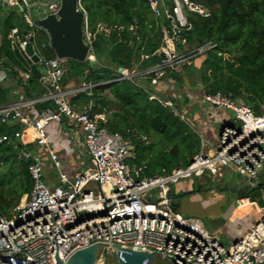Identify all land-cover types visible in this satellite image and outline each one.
<instances>
[{
  "label": "built area",
  "instance_id": "obj_1",
  "mask_svg": "<svg viewBox=\"0 0 264 264\" xmlns=\"http://www.w3.org/2000/svg\"><path fill=\"white\" fill-rule=\"evenodd\" d=\"M14 1L0 0V4L10 6ZM22 1L26 6L21 11L23 18L30 27L39 28L46 35L47 42H42V48H51L50 36L37 26L36 19L40 17H36L33 8L46 7L44 17L57 15L61 0H56L58 4L50 0ZM149 3L155 16L164 13L170 20L166 43L160 49L164 57L158 65L142 71H118L121 77L116 80L141 75L150 78L152 84L163 81L169 87L173 83L168 82L167 70L185 61L184 55L176 51V42L192 27L186 11L205 18L210 17L212 11L191 0H174L172 12L160 7L162 0H149ZM77 4L78 10L84 13L83 40L89 47V61L96 59L93 47L96 35L99 32L109 34L111 27L99 23L96 31H92L81 0ZM8 40L23 62L21 78L30 79L34 65L40 64L43 69L38 81L47 91L29 98L18 88L14 100L0 105V123L21 126L13 128L10 134H0V143H14L19 151L18 160L27 162L33 182L31 192L23 195L24 203L22 197L9 214L0 215V264H58L56 235L61 242L59 258L62 264H66L76 251L96 243L100 244L99 259L105 257L104 253L112 254V248L119 245L153 252L168 259L169 264H264V206H259L260 219L255 226L226 246L202 219L185 216L176 208L173 188L181 180L195 175L222 177L226 170L238 172L256 187L264 169V105L259 113L220 92L205 95L207 105L234 113L232 123H224L219 128L218 146L214 148L198 132L208 150L203 148L186 167L145 177L146 165L131 169L126 162L134 155L131 138L120 132H110L105 113H92L72 103L75 95L97 84L66 85V60L55 53L54 57H44L35 45L36 30L21 34L18 27H13ZM30 43L39 57L38 63L26 51ZM213 47L208 43L197 52ZM0 72V78H6L1 67ZM41 103L51 105L38 109ZM164 103L173 105L169 98ZM50 123L62 125L69 131L70 138L79 136V132L82 134L91 167L73 176L68 174L59 151L48 137L46 127ZM47 160L50 168L57 170L55 177L46 172ZM262 197L264 199V188ZM245 199L250 202L249 198ZM245 199H240L239 204ZM88 214H95V217L88 219Z\"/></svg>",
  "mask_w": 264,
  "mask_h": 264
},
{
  "label": "trees",
  "instance_id": "obj_2",
  "mask_svg": "<svg viewBox=\"0 0 264 264\" xmlns=\"http://www.w3.org/2000/svg\"><path fill=\"white\" fill-rule=\"evenodd\" d=\"M191 1L210 8L212 14L205 18L186 11L192 27L176 42V51L184 55L185 61L182 67L173 66L166 74L168 82L182 89L180 98L166 93L167 83L162 81L155 85L146 76L116 80L121 77L118 72L121 67L142 71L158 65L164 57L160 49L166 43L170 20L164 13L155 16L149 0H81L92 31L102 23L111 27V32L96 35L93 42L95 64L66 61L72 72L65 78L66 85L97 84L75 95L72 103L92 113H105L108 130L120 132L132 140L134 155L130 164L146 165L145 173L150 176L188 166L203 149L200 131L183 111L193 107L190 96L194 91L186 90L185 83L189 67L195 69L192 85L196 87L200 83L203 92L199 93L204 96L220 92L259 113L264 105V0ZM173 6L174 0H162L160 4L171 12ZM12 8L0 4V67L6 73V80L0 79V105L17 96V91L7 87L8 81L15 80L29 98L47 91L38 81L43 69L40 64L34 65L33 76L27 81L20 76L24 65L19 54L12 50L8 34L13 27H18L21 34L36 28L29 26L19 8ZM208 43L214 47L197 52ZM225 54L239 56L228 60ZM188 60L190 65L186 63ZM168 98H172V106L164 103ZM49 105L51 103H41L38 109ZM112 105L115 106L113 110ZM20 127L0 123V134H10L13 128ZM18 152L13 142L0 143V215L9 214L23 195L32 190L27 162L18 160ZM263 188L264 169L259 184L250 192Z\"/></svg>",
  "mask_w": 264,
  "mask_h": 264
},
{
  "label": "rangeland",
  "instance_id": "obj_3",
  "mask_svg": "<svg viewBox=\"0 0 264 264\" xmlns=\"http://www.w3.org/2000/svg\"><path fill=\"white\" fill-rule=\"evenodd\" d=\"M5 1L6 0H4V2ZM10 1L11 0H9V2ZM32 1L35 2L36 0H32ZM50 1H52V3H54V0H50ZM49 4H50V2H49ZM10 7H13L12 9L19 8L20 13L22 10H24L26 8V6L23 5V3L20 0H15L13 4H10ZM33 12L36 15V17L42 18L45 16L46 7L35 6L33 8ZM42 42H47V37L39 28H37L36 29V41H35L36 47L39 49V51L41 52V54L44 57H46V58L54 57V56H52L53 50L50 47L42 48V46H41ZM179 55H183V54H179ZM238 56L239 55L225 54V58L228 60H232L233 58L238 57ZM183 58H184V56H183ZM183 62H180L176 65H178V66L181 65V67H182V65L184 64ZM190 62L191 61L188 60V62H186V63H188L190 65ZM194 72H195V69L193 67H189L185 73V79H186L185 83H186V87L188 88L186 90L191 89L192 91H194V93H191V96H190V100H191V102H193V107H194V109H193V107H191L193 109L192 113L196 112L197 116H200L202 118L208 116V114H212L211 120H215L216 118H218L217 122H219L222 118L226 117L227 121L228 122L230 121V124H231L232 119L234 118V113L232 111L224 109V108H221V109L212 108L211 106L204 103V94L199 93V92H203L202 91L203 86L200 83L196 87L192 85L193 80H192L191 76ZM0 75H1V72H0ZM0 79L2 81L6 80V78H0ZM15 82L16 81L13 80V81H8L6 83L7 87L9 89L14 90V92L17 91L18 88L21 89V87L17 86V84ZM76 82H79V80ZM181 90L182 89L177 87V86L173 87V84H172L169 87H167L166 93L171 92L173 95L176 96V98H180V96L182 94ZM105 93L109 94V91L106 90ZM114 107L115 106L112 105L111 110H113ZM208 108H210V109L212 108L211 112ZM188 110L189 109L187 108L186 110H183V111H185L184 114H185L186 118H189V120H191L193 118V116H191V114L188 115L190 113L189 112L190 110L189 111ZM192 123L194 124V122H192ZM213 125L216 128L218 126V124H213ZM221 125H222V123H221ZM221 125H219V127H221ZM213 129H214V127H213ZM46 131H47L48 137L50 139V142L57 144V146L59 143L60 146L62 147V149L59 150V153L61 156L63 155L62 159H63V157L65 158V159H63L64 163L65 164L68 163V165H67L68 170L74 169L78 165L79 162H83V161L86 162V165L88 168L91 167L90 157H89V154H88L86 148L82 144V140H81L82 134L80 132H79V136L78 135L77 136L72 135L73 138H68V134H69L68 132L69 131H67L66 129L63 130L60 126H57L53 123H51L50 125H48L46 127ZM217 136H218V134H217ZM204 138L206 139L205 136H204ZM217 140H218V137H217ZM57 141H59V142H57ZM149 141H151V138H149ZM214 146L217 147L218 142H214ZM209 147H211V146L209 145ZM203 148H204V150L209 149L206 146L205 147L203 146ZM263 149H264V145H263ZM130 159H131V156L126 160V162L131 167V169L137 168V166H132L130 164ZM17 168H20V166L18 165ZM46 172L51 173L53 175H57V170L54 168H50V164H49L48 160H47V165H46ZM144 176L148 177L150 175L145 173ZM196 178H197V176L195 175V176L191 177V179L181 180L179 186L174 185L173 188H174L175 194H177V196L182 195L178 192V190L181 187V184L186 182L188 184H191V186H192V183L194 184V182L197 180ZM199 180H200V182L205 184L203 186L204 190H202V192L201 191L200 192L203 194V196L207 195V197L210 198V200H208V203L206 205H203V204L200 205V209L205 211L204 212L205 214L203 215V220L205 221V224L207 225V227L210 229H215L218 227L216 231L221 234V237L223 238L222 239L223 243L226 246H229L230 242H228L225 239V237H226L225 235L229 234V231L232 230L233 227H231V225H228V224L224 225L225 213L227 211L226 210L227 204H230V206H231V204L235 202L237 197H241L243 195L248 194V192H250L253 189V187L251 186V184L249 183V181L245 177H243L238 172L231 171V170L224 171L222 177H212V176H208L206 178L200 177ZM195 187H196V185L194 184V186L191 188V190H193ZM195 191H199V190L195 189ZM210 192H214V193L211 195V194H209ZM197 195L198 194H195L193 196V199L195 202L197 201L196 199H198ZM222 201H224L225 204L222 205L220 203L221 205H219V202H222ZM20 202H21V200H20ZM193 203H191V204H193ZM210 203H213L217 206H214L212 209L210 207V205H211ZM251 204L255 205L257 207V205L255 203H251ZM194 207L195 206L193 205L192 209H194ZM253 208H254V206L250 207L249 204L243 205L242 207H240L238 209L237 214H243V212L245 213L247 211H250L247 214V216H245V220H248V219H250L251 215L253 216V211H251ZM11 210H10V212H11ZM213 210H216V212L218 213V216H214V217H216L215 219L213 217V212H211ZM209 213L212 214L211 217H209V215H210ZM222 225H224V226L221 227ZM111 252H112V254L104 253L105 257L98 259V262L96 264H120L117 260V257H116V248L113 247ZM151 264H169V260L166 258H163L160 255H155Z\"/></svg>",
  "mask_w": 264,
  "mask_h": 264
},
{
  "label": "water",
  "instance_id": "obj_4",
  "mask_svg": "<svg viewBox=\"0 0 264 264\" xmlns=\"http://www.w3.org/2000/svg\"><path fill=\"white\" fill-rule=\"evenodd\" d=\"M77 2L78 0H61V8L57 15L50 14L44 18L36 19V24L48 32L51 48L58 58L86 62L89 47L83 40L84 13L78 10ZM26 51L35 63L39 62V57L34 53L32 43L28 44ZM89 62L93 65L96 63V59H90ZM123 69L121 67L118 71ZM71 75V70L67 68L64 77L68 78ZM169 100L172 101V98H169ZM245 198H249L250 202L256 203L258 206H264L262 189H255L253 192L246 194ZM93 217H95V214L87 215L88 219ZM55 243L57 247L55 258L58 264H62V260L59 258L61 242L57 240V235L55 236ZM115 248L116 257L120 264H151L155 257L153 252H144L119 245H116ZM99 249L100 244L96 243L78 250L68 259L66 264H96L99 259Z\"/></svg>",
  "mask_w": 264,
  "mask_h": 264
},
{
  "label": "crops",
  "instance_id": "obj_5",
  "mask_svg": "<svg viewBox=\"0 0 264 264\" xmlns=\"http://www.w3.org/2000/svg\"><path fill=\"white\" fill-rule=\"evenodd\" d=\"M73 86H76L78 84H73ZM159 90H162V88L159 86ZM194 109V107H193ZM193 109L192 108H189V115L191 114V116H193V118L191 119L192 122H194L195 126L198 128V130L206 137V140L208 142L211 143V145L216 148V146H214V142H218L217 140V134H219V125L224 124V123H227L229 124L230 121L228 122L227 121V118L224 117L222 118L219 122H217L218 118H216L215 120H211V117H212V114H208V116L206 117H200V116H197V113H192L193 112ZM216 109H221V108H216ZM211 112V111H210ZM209 112V113H210ZM219 116V115H218ZM233 120V119H232ZM51 124V123H50ZM49 124V125H50ZM57 126H60L63 130L65 129L62 125H59L57 123H53ZM213 124H218L217 128L213 125ZM222 126V125H221ZM214 127V129H213ZM68 138H70L69 134H68ZM59 142V141H57ZM53 143V142H52ZM55 148L59 151L60 149H62V147L60 146V144L58 143V146L57 144L53 143ZM61 156V155H60ZM63 156V155H62ZM61 156V157H62ZM63 159H65L63 157ZM67 164H65V170L68 172V174H70L71 176H73L76 172H78L79 170L83 169V168H87V165H86V162L83 161V162H79L78 165L74 168V169H70L68 170L67 168ZM233 171V170H231ZM48 175L50 177H55L56 175H53L51 173H48ZM202 177V178H206L208 177L207 174H204L202 176H197V182L195 181L194 184L196 185V187L191 190V188L194 186V184L192 183V186L191 184H188V183H182L181 184V187L180 189L178 190V192L182 195L180 196H177V194H175L176 196V208L182 213L184 214L185 216H189V217H196V218H200L203 220V215L205 214L204 210L200 209V205H206L208 203V200H210V198L207 197V195H204L201 193L203 189V186L205 185L204 183L200 182L199 178ZM191 179V178H190ZM199 180V181H198ZM179 186L180 185V182H178V184H176V186ZM195 189H198L199 191H195ZM201 191V192H200ZM178 193V194H179ZM214 192H210L209 194H213ZM195 194H198V199H196L197 201L195 202L194 199H193V196ZM245 199V195L241 196V197H237V199L235 200L234 203L231 204H227V207H226V213H225V219H224V225L228 224V225H231V227H233L232 230L229 231V234L225 235V239L230 242L229 245L233 244L239 237H241L242 235H244L245 233L249 232L251 228H253L255 226V224L259 221L260 219V207L259 206H255V205H252L251 203L252 202H249L247 199L244 200L243 203L239 204V200L240 199ZM212 201V200H211ZM195 204H194V203ZM193 203V204H191ZM225 204L224 201L222 202H219V205L221 204ZM210 207L213 209L214 206H217L213 203H210ZM249 204L250 207L251 206H254V208L251 210L253 211V216L251 215L250 216V219L248 220H245V216H247V214L250 212V211H247V212H243V214H237L238 213V209L240 207H242L243 205H247ZM195 206L194 209H192V206ZM199 208V209H198ZM213 212V217L214 216H218V213L216 212V210H213L211 211ZM209 217L212 216L211 213H209ZM255 214V215H254ZM216 217H214L215 219ZM216 221V220H215ZM203 222L205 223V221L203 220ZM206 225V224H205ZM224 225H222L221 227H223ZM207 226V225H206ZM220 227V228H221ZM218 228V227H217ZM217 228L215 229H210L213 233L217 234L222 243H223V238L221 237V234L218 233L216 230ZM227 242V243H228ZM224 244V243H223ZM225 245V244H224Z\"/></svg>",
  "mask_w": 264,
  "mask_h": 264
},
{
  "label": "bare ground",
  "instance_id": "obj_6",
  "mask_svg": "<svg viewBox=\"0 0 264 264\" xmlns=\"http://www.w3.org/2000/svg\"><path fill=\"white\" fill-rule=\"evenodd\" d=\"M54 3H55V4H58V2H57L56 0H54ZM122 71L127 72L126 70H122ZM247 200H248V199H247ZM24 201H25V196H23V201H22V202L24 203Z\"/></svg>",
  "mask_w": 264,
  "mask_h": 264
}]
</instances>
